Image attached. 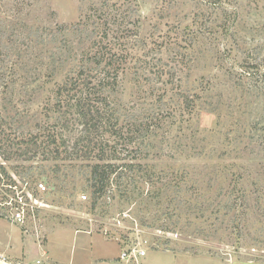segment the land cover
Returning a JSON list of instances; mask_svg holds the SVG:
<instances>
[{"label": "rangeland", "instance_id": "obj_1", "mask_svg": "<svg viewBox=\"0 0 264 264\" xmlns=\"http://www.w3.org/2000/svg\"><path fill=\"white\" fill-rule=\"evenodd\" d=\"M123 2L139 38L111 98L125 132L149 133L119 141L117 162L140 167L95 203L97 160L57 159L52 140L96 38L58 28ZM218 2L0 0V180L42 206L19 226L0 193V264H126L135 247L141 264H264V0Z\"/></svg>", "mask_w": 264, "mask_h": 264}, {"label": "trees", "instance_id": "obj_2", "mask_svg": "<svg viewBox=\"0 0 264 264\" xmlns=\"http://www.w3.org/2000/svg\"><path fill=\"white\" fill-rule=\"evenodd\" d=\"M219 0L218 3H221ZM127 7V9H125ZM135 13L131 5L123 2L115 6L107 7L104 10H94L93 14H86L80 22L74 26H60L58 32L64 34L90 33L89 38L95 37V52L86 56V61L78 66L79 72L65 83L62 90L58 91V108L55 111L56 124L60 128L54 132L52 143L56 145V155L59 159L63 153L75 159L93 158L97 160L91 166L89 183L95 203L103 199L109 193V189L115 184L121 183L131 177L136 166L132 163L119 164L120 158L116 150L119 141L144 139L149 133V127L139 129L133 133L129 128L120 127L119 118L114 113L112 96L117 88L121 73L127 65L125 51L131 46V42L139 38V20L131 14ZM66 43V42H65ZM64 43V44H65ZM66 100L62 102V96ZM185 107L192 108L193 102L184 94H181ZM77 126L79 138L73 144H67V133L71 127ZM141 127V126H139ZM40 137L36 136L31 140L24 141V144H37ZM116 140L118 142H116ZM111 141H114L111 145ZM123 142V141H122Z\"/></svg>", "mask_w": 264, "mask_h": 264}, {"label": "built area", "instance_id": "obj_3", "mask_svg": "<svg viewBox=\"0 0 264 264\" xmlns=\"http://www.w3.org/2000/svg\"><path fill=\"white\" fill-rule=\"evenodd\" d=\"M0 182L2 206L9 212L10 220L19 226L26 225L30 211L42 208L41 203L31 193L28 184H21L14 176L7 182L2 175ZM83 199L86 200L87 197ZM146 256L145 250L135 247L124 251L121 254V260L126 264H141V260Z\"/></svg>", "mask_w": 264, "mask_h": 264}]
</instances>
